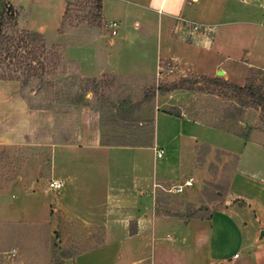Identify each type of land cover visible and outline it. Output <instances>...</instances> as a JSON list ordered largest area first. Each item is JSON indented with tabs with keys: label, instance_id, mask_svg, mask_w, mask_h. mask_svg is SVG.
Segmentation results:
<instances>
[{
	"label": "rangeland",
	"instance_id": "374dc122",
	"mask_svg": "<svg viewBox=\"0 0 264 264\" xmlns=\"http://www.w3.org/2000/svg\"><path fill=\"white\" fill-rule=\"evenodd\" d=\"M146 1L102 0L105 17L119 23L117 35H111L102 15L101 21L90 22V19L99 18L96 17L97 11L92 0H6L7 4L13 5V9L7 10L6 6L2 29L4 34L14 37L11 46L23 29L43 34L45 46L43 49L40 42L30 46L33 53L26 60L38 69L40 77L31 79L27 84H23L25 74L15 64L19 58L5 57V53L0 52V77L13 75L19 78L0 79V141L15 144L0 149V188L18 179V175L30 174L35 179L45 177L48 182L53 176H63L69 170L74 176H86L89 184L84 183V190L89 185L91 189L87 191L92 192L95 187L104 184L108 174L126 171V162L132 155L126 150L111 151L103 156L93 150L58 148L51 159L50 147L76 141L84 118L82 112L88 105L100 107L106 141L131 143L139 141L144 134L150 137L152 113L157 105L151 91L160 80L172 81L183 75L195 74L187 70L167 74L160 69L153 80L144 82L113 74H103L92 82L89 81L91 77L79 75V63L83 59H87L88 64L90 60H100L102 48H105L111 36L114 38L122 33L134 38L145 35L144 30L147 29L148 48L153 44L156 48L158 14L152 12V7L157 6L158 0L149 1V4ZM145 5L151 6H148L149 10L142 7ZM120 6L133 9L129 17L121 18ZM199 7L194 4L189 10L194 12ZM182 16L203 24L201 18H190L188 14ZM251 20L254 22L251 25L253 34L263 35V19L258 15ZM136 21L139 26H136ZM164 32L161 36L163 44ZM11 50L14 51L13 48ZM57 54L61 56L59 60ZM195 63L201 71L208 73L209 58L202 55ZM148 64L150 66L151 62ZM158 64L164 67L167 60H160ZM231 64L234 62L228 61L226 66ZM253 70L245 74L236 73L230 82L243 85L252 76L257 80L264 77L263 73L257 71L259 69ZM198 75L201 81L189 90L192 95L188 103L185 102L186 98H182L178 99L179 105L165 104L164 110L160 108L162 112L187 118L183 120L182 132L194 135V139L185 141L181 151L182 139L179 135L174 137L181 131L178 122L164 118L160 121L159 132L160 139L166 142V145L160 146L163 150L162 158L153 162L152 150L143 151L144 159L150 163V167L154 164L159 174L173 179L163 183L164 188L161 187L157 193V204L161 211L180 219L209 217L212 211L230 209L229 213L242 239L250 241L257 226H251L249 207L240 203L239 198L230 199L235 205L229 208L223 204L230 193H253L256 190L253 183L264 178V108L262 105H254L245 93L210 84L205 75ZM162 94L168 95L169 92ZM76 101L77 104L71 103ZM20 143L27 145H16ZM108 163L110 168L107 170ZM235 171H238V177L233 180ZM188 176L192 179L191 186L178 193L169 191L177 183L176 179L183 180ZM15 182L3 189L6 197L3 199L5 210L2 207L0 213V217L4 218L0 222L3 224H0V253L19 240L22 244H32L38 228H41L40 224L43 226L42 209L35 211V215L22 213L18 221L11 194L22 196L25 191H36L35 200L43 199L47 205H55L59 198L58 190L43 191L40 183L34 186L28 183L23 189L20 183ZM97 192H100L99 188ZM68 201L75 206L74 201L69 198ZM82 201L85 208L88 203L96 202L92 197L82 198ZM22 202L27 204L30 201L24 199ZM214 218L217 220L222 217L216 214ZM34 220H39L38 225ZM245 220L248 225L244 224ZM166 232L173 235V238L178 237L177 232L167 228H162L158 236L162 237ZM187 235L190 237V232ZM46 240L41 241L44 246L34 247L39 250L36 253L38 256H45ZM200 242L197 246L199 253ZM55 250L58 251V248ZM76 250L72 246L60 250L52 264H62L61 257Z\"/></svg>",
	"mask_w": 264,
	"mask_h": 264
},
{
	"label": "crops",
	"instance_id": "0c3cea01",
	"mask_svg": "<svg viewBox=\"0 0 264 264\" xmlns=\"http://www.w3.org/2000/svg\"><path fill=\"white\" fill-rule=\"evenodd\" d=\"M149 1L153 0L146 2L149 4ZM186 1H189L188 5ZM194 4L200 7L191 12L189 9ZM148 6L150 5L142 7L149 10ZM120 8L121 6V18L129 17L133 10L128 6L121 8V11ZM152 8V12L158 14L155 49L154 44L148 48L147 29L144 30L145 35L134 37L136 39L122 33L114 38L111 36L108 44L102 48L100 60H90L88 64L87 59H83L79 63V75L98 79L103 74H113L144 82L155 78L158 63L165 59L174 60L181 70L193 71L207 77L218 76L216 72L223 70L224 75L221 77L228 81L238 72L245 74L251 69L264 71V34H253L251 26L254 24L251 18L259 15V18L264 20V0H158L157 6ZM182 14H188L190 18H201L205 29L194 33L190 38L187 37L184 25L179 20ZM102 17L105 21L112 20L107 19L103 12ZM135 24L139 26L138 21ZM163 32L164 44L161 41ZM202 55L210 60L208 73L201 71L195 63ZM228 61H233L234 64L226 66ZM148 62H151L150 66ZM190 95L192 94L187 89H176L168 95L156 91L151 95L157 103L156 110L152 113L151 136L144 134L139 141L131 143L106 141L100 107H84V118L76 141L52 145L51 159L58 148L74 151L93 150L103 156H107L111 151L126 150L132 154L131 159L126 162V171H113L114 173L108 174L104 184L95 187L92 192L87 191L91 189L89 185L84 190V183L89 182L86 176H74L69 170L63 176H53V180L63 182L57 192L59 198L55 205H47L43 199L36 201V191L24 190L22 196L11 194L18 221L22 213L35 215V211L42 209L43 226L40 224L41 228H38L32 244H22L19 240L3 249L0 253V264H52L58 252L70 246L76 247L77 250L63 255L60 260L62 264H264V240H261L264 238V178L253 183V188L256 189L253 193H230L228 197L231 198L227 197L223 204L229 208L235 205L230 199L239 198L240 203L249 207L251 226H257L250 241L242 239L231 218L230 209L212 211L209 217L180 219L161 211L158 207L157 193L161 187L164 188L163 183L173 179L159 174L154 164L150 167V163L144 159L143 151L152 150L153 162L162 158L156 156L154 148L159 149L160 146L166 145L159 136L160 121L164 118L178 122L181 131L174 137L179 135L182 139L181 151L185 141L194 139V135L182 132L183 120L187 118L161 111L165 109V104L179 105L178 99L186 98L185 102L188 103ZM14 145L0 141V149ZM49 166L52 167V164ZM109 168L108 163L107 170ZM234 174L233 180L237 179L238 171ZM239 176L241 177L240 174ZM17 178L0 188V213L2 207L5 210L3 199L6 194L3 189L15 181L20 183L19 186L23 189L28 183L33 186L40 183L43 185V191H51L48 185L52 179L47 182L45 177L35 179L34 175L30 174L18 175ZM190 178L188 176L183 180L176 179L175 185ZM97 188L100 189L99 193ZM90 197L96 202L88 203L85 208L82 198ZM68 198L74 201L75 206ZM24 199L30 202L25 204L26 202H22ZM76 199L78 201H75ZM23 204L25 206H22ZM216 214L222 218L215 220ZM3 219L0 217V222H3ZM35 222L38 225L39 220ZM244 224L248 225V221L245 220ZM162 228L177 232L178 237L173 238V235L167 232L162 237L158 236ZM189 232L190 237L187 235ZM42 240H46L43 257L40 253V256L36 254L38 249H34L40 245L44 246ZM198 242L201 246L200 253ZM55 248H58V251ZM236 253L239 254L235 257Z\"/></svg>",
	"mask_w": 264,
	"mask_h": 264
},
{
	"label": "trees",
	"instance_id": "16d2710c",
	"mask_svg": "<svg viewBox=\"0 0 264 264\" xmlns=\"http://www.w3.org/2000/svg\"><path fill=\"white\" fill-rule=\"evenodd\" d=\"M94 2V6L96 9V17L99 18H93L90 19V22L93 23L94 21H101V15H102V0H92ZM6 6H8V9H13V5L7 4L6 0L0 1V52L3 51L5 53V57H18L19 60L15 63L18 69H22V73L25 74V79L23 80V84H27L28 81L31 79L39 78L40 74L38 73V69L35 68V66L31 65L30 62H28V55L33 53V49L30 48L31 44L34 42H40L41 47L44 49L45 46V37L43 34L32 31L29 29H23L20 31L19 36L13 46L12 43L14 42V37L4 34L3 33V24H4V18H2L3 13L5 12ZM14 49L12 51L11 49ZM55 54V53H54ZM35 57V56H34ZM58 60L61 58L59 54H57ZM27 59V60H26ZM0 62H1V53H0ZM253 72L254 70L251 69ZM260 73L264 74V71L259 69L257 70ZM18 77L13 75L8 76H2L0 79L4 80H12L17 79ZM208 79V82L210 84H214L217 86L227 87L231 88L234 91L237 92H243L248 96L254 105H262L264 108V77L260 80H257V78H254L253 76L248 78L246 80V83L243 85L232 83L228 80H225L221 76H214V77H205ZM19 79V78H18ZM96 78H90L89 81L95 82ZM201 81V78H199V75L197 73L193 75H183L178 79L169 81V80H160L155 88L151 91V95H154L156 91L159 93H167L176 89H187L191 90L194 89L195 84L199 83ZM72 104H77L76 102H71Z\"/></svg>",
	"mask_w": 264,
	"mask_h": 264
},
{
	"label": "built area",
	"instance_id": "2783aa9c",
	"mask_svg": "<svg viewBox=\"0 0 264 264\" xmlns=\"http://www.w3.org/2000/svg\"><path fill=\"white\" fill-rule=\"evenodd\" d=\"M179 20L184 25L185 33H186L187 37H189V38L192 37L194 33L202 31L206 27L204 24L197 23V22L189 20V19H185L183 16H180ZM262 24L264 25V20H263ZM106 25H107L111 35H115L117 33V29L119 27V23L117 21H115V20L107 21ZM207 29H209L208 26H207ZM165 60H167L166 66L160 67V64H158V67H157L158 72L160 69L165 71V73H167V74L172 73L174 71H182V70H180L181 68L178 66V64L174 62V60H171V59H165ZM154 150L156 152L157 157H162L163 150L161 148H159V149L154 148ZM62 183H63L62 180H56V179L53 180L52 179L49 182L48 188H49V190L57 191L62 186ZM191 185H192V179H187L182 184L172 185L170 187L169 191H173L175 193H178V192L183 191V189L185 187H188ZM236 256H238L237 253L235 254V257Z\"/></svg>",
	"mask_w": 264,
	"mask_h": 264
},
{
	"label": "water",
	"instance_id": "95a60500",
	"mask_svg": "<svg viewBox=\"0 0 264 264\" xmlns=\"http://www.w3.org/2000/svg\"><path fill=\"white\" fill-rule=\"evenodd\" d=\"M216 74L218 75V76H223L224 75V71L223 70H218L217 72H216ZM263 234V231H261V235Z\"/></svg>",
	"mask_w": 264,
	"mask_h": 264
}]
</instances>
